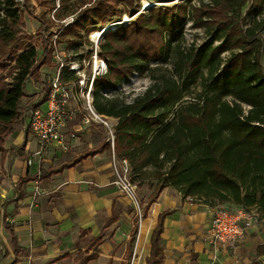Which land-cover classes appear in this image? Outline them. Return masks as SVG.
Here are the masks:
<instances>
[{"label": "trees", "instance_id": "16d2710c", "mask_svg": "<svg viewBox=\"0 0 264 264\" xmlns=\"http://www.w3.org/2000/svg\"><path fill=\"white\" fill-rule=\"evenodd\" d=\"M139 1L82 0L74 12L76 20L64 26L57 37L66 36L71 45H83L82 31L88 35L98 24L121 15L120 6L131 9ZM34 14L30 0H0V73L6 72L0 77L3 160L7 138L28 111L22 100L27 96L29 80L33 78L43 86L39 105L51 96L52 86L41 82L40 74L45 66L57 67L53 61L55 46L45 36L48 20L43 11L35 16L40 23L36 35L43 48L39 55L34 36L24 30L25 16ZM188 22L203 31V42L185 45ZM263 54L264 0H209L197 5L184 0L171 7L151 8L128 26L106 34L99 55L107 64V72L94 81L92 104L97 114L118 120L114 153L119 160H128L133 183L138 187L147 184L152 190L143 209L144 218L162 191L171 187L183 200L190 197L210 207L228 204L255 209L264 219ZM173 56V70L152 66ZM147 71L153 84L142 96L130 103L108 96L135 72ZM63 72L64 80H77L69 68ZM192 95V100H185ZM111 150L106 137L72 161L41 170L39 177L48 179L89 156ZM167 216H159L147 264L163 261L161 234ZM137 229L135 226V232ZM11 234L17 247L12 230ZM135 238L136 234L130 246ZM102 243L100 235L91 241L89 249L97 252ZM96 258V253L81 251L75 264H88Z\"/></svg>", "mask_w": 264, "mask_h": 264}, {"label": "crops", "instance_id": "0c3cea01", "mask_svg": "<svg viewBox=\"0 0 264 264\" xmlns=\"http://www.w3.org/2000/svg\"><path fill=\"white\" fill-rule=\"evenodd\" d=\"M55 75L56 72H41L40 81L49 84ZM42 89L33 78L27 83V96L22 102L26 101L24 106L31 112L34 108L48 110L49 101L39 105ZM68 105L76 116L63 128V146H50L38 154L39 139L29 132L27 122L21 121L6 140L4 160L0 153V233L5 248L0 264H75L81 251L97 254L88 264H101L107 257V264H114L108 253L121 236L120 231L114 233L128 217L130 208L114 183L113 150L89 156L48 179L39 177L41 170L68 163L102 142L95 135L98 126L83 122L85 102L78 89ZM213 211V207L183 200L174 188H165L144 218L132 264H147L151 237L163 213L168 216L161 234V264H264V219L248 231L241 246L225 249L210 239ZM135 226L130 228L125 260L120 264H131L134 242L131 246L129 243L137 235ZM124 229L129 227L125 225ZM11 230L18 248L13 244ZM100 235L103 243L98 251L90 250L91 241Z\"/></svg>", "mask_w": 264, "mask_h": 264}, {"label": "rangeland", "instance_id": "374dc122", "mask_svg": "<svg viewBox=\"0 0 264 264\" xmlns=\"http://www.w3.org/2000/svg\"><path fill=\"white\" fill-rule=\"evenodd\" d=\"M40 1L46 6L45 8L41 7L38 4L37 0H30V3L35 7V14L33 17H31L29 15L25 16L26 26L24 27L25 32L32 34L34 36L33 44L38 49L39 55L41 56V54L43 52V48H42V41H41L40 37H38L36 35V32L40 26V23L35 19V16H40L41 13L43 11H45L46 12V19L48 20L47 31L45 32L46 38L49 37L53 43H56L57 51L60 53V55L62 57L67 56L70 59H72L71 62H67V61L65 62V66H69L66 68H70V66L73 62V64H75V66L77 68L81 67V69H82L81 71L87 72V75L89 76L92 74L91 72H93V67H94V64L96 62V60L93 59V55L95 53V43H94L95 40L92 39V36L94 34H96L97 31H100L99 33H101L100 34L101 38L99 40V46H100L101 41L104 39V37L106 36V34L110 30H115L119 26H128L131 22H133L140 15V13H148V11L151 8H155V7H159V6L171 7L174 4H177L179 2H183L184 0H140L139 4L136 5L134 8H131V9H129L126 6H120L119 8L122 10L121 15L115 16V17L107 20L106 22L98 24L95 27V29H92V32H90L88 35H86L85 31H82L81 34L83 37V45H80V46L74 45V44L71 45L69 42H66V40H68L69 37L65 38L66 36L62 37V35L59 36L60 38L57 37V34L62 31L65 24L54 21L52 19V16L54 15V11L59 4L60 8L58 9V11L55 14L56 19L57 20H64V19L68 18L69 16L74 15L73 21L71 20V22L73 23L76 20V16H77V13H74V12L82 4V0H40ZM208 1L209 0H192V3L197 5L201 2H208ZM91 4H87L86 6H90ZM86 6H84V8ZM252 16H253L252 14L249 15L250 21L252 20ZM68 21L70 22V20H68ZM185 39H186L185 45L188 46V44L191 43L192 41H196L198 43L203 42L205 40V35H204L202 30L194 28L193 24L188 22L187 26H186ZM84 60H86V61L83 63ZM175 61H176V56H173L168 61H165V62L161 61V62L152 63V66L153 67L162 66L165 69H167L168 71H170V70L174 69ZM262 63L264 65V54L262 57ZM41 72H58V67L45 66L42 68ZM4 74H6V72L0 73V77ZM152 84H153V80L151 79V73H149L148 71L144 72V73L135 72L132 76H130V78L128 80L121 83L116 90H112V91L108 92V96L115 99V100H118L119 102L130 103L134 99L142 96L144 94V92ZM198 88H196V89L199 90ZM79 95H80V93H79ZM192 99H193V95L187 96L185 98V100H192ZM25 102L26 101L22 102V106L25 105ZM63 110H64V113H62V118H63V121L65 122L64 127H66L69 120H71L70 118H72V120L75 118L76 113L74 112V110H72V112H71L70 105L65 106L63 108ZM29 111L30 110L28 107V111L26 112L24 117L19 122L20 123H21V121L27 122V126L29 127V132L30 131L32 132V129L30 126L31 113L32 112L31 111L29 112ZM109 120L111 121V123L114 121H116V122L118 121L116 118H110ZM90 124L91 125L95 124L96 127L98 126V130H97L98 133L95 132V135H97V138H99L100 141H102L103 139L108 137L109 140L112 142L113 136L111 134V128L109 126L104 125L100 121H95V122H92ZM115 126H116V124H115ZM115 126H114V128H115ZM114 128L112 129V131H114ZM94 141H98V139H95ZM70 156H68L66 158L70 159ZM115 162L117 164L119 163V165L121 164V161L118 159ZM115 162H114V156H113L112 168H113ZM150 171H152V170L149 169V172ZM135 184H137V183H135ZM151 194H152V190L148 189L147 184L145 186L138 187V189H137L139 204H137V202H135L133 199H131L127 195L123 194L124 197H126V199L129 201V208H130L129 211L130 212H128V217L123 222V224L121 226H119V228L116 229V232L114 233V234H116L120 231V234H121L120 237L115 239L114 245L112 244V247L108 253V256H113L114 264H120V262L125 260V253L124 252H125L126 242H127L128 236H129L130 228L132 227V225L136 224L138 226V232H137L134 244H133V255H132L131 259L129 260V262H131V264H132V260L135 257V252L137 251V247L139 246L140 229L145 224V220H144V216H143V209L145 207V203L149 200V196ZM186 201L189 203H192V204L204 205V204L197 202V200H194L193 198H190V197L187 198ZM218 205L225 206L231 210L239 208V207H235V206L231 207V205H228V204L227 205L226 204H218ZM204 206H207V205H204ZM207 207H210V206H207ZM213 208H215V207H213ZM125 225H127L129 227L128 230L124 229ZM1 239H2V236L0 233V247H1L0 261H2L3 252L5 250L3 242H1ZM111 239H113V236ZM138 252H139V249H138ZM108 258H110V257H107L106 259L101 261V264H107ZM138 259H140V253H139Z\"/></svg>", "mask_w": 264, "mask_h": 264}, {"label": "built area", "instance_id": "2783aa9c", "mask_svg": "<svg viewBox=\"0 0 264 264\" xmlns=\"http://www.w3.org/2000/svg\"><path fill=\"white\" fill-rule=\"evenodd\" d=\"M59 8L60 5L58 4L52 19L64 23V26L72 23L71 20L73 21L74 15H71L64 20L56 19L55 14ZM68 20H70V22ZM100 38L101 36L99 35L94 41L95 53L93 55V59L96 61L98 60L100 66L97 67L95 62L93 72L88 76L87 72H82L81 67L77 68L72 62L69 68L72 72L69 73L72 75L74 74L77 77V80L75 81L64 80L63 70L66 67H69L65 66V62H71L72 59L67 56L62 57L57 51L56 43H53L55 46L53 61L57 64L58 72H56V75L49 81V84L52 86L49 107L46 112L39 108H35L31 113L30 126L40 142V151L38 154H41L47 147L64 145L65 136L63 128L65 122L63 121L62 113H64L63 108L69 104L75 89H78L80 97L85 102L83 122L85 124H90L95 121H100L104 125L109 126L113 136L111 144L114 152L115 135L112 129L115 124L113 122L111 123L109 120L110 118L97 114L92 104L94 81L97 76L104 75L107 72V64L99 55ZM85 61L86 60H84L83 63ZM103 63L106 65L105 68L103 67ZM115 161H117V159L114 153V162ZM120 161V165L115 162L113 166L115 174L114 183L124 195H127L139 204L137 195L138 185L133 183L130 179L129 162L127 159H122ZM30 163L31 162L29 161V164ZM36 192L39 193L38 189ZM261 220L260 215L253 209L237 208L231 210L222 205L217 206L214 208L211 220L210 239L214 245H219L225 249L238 248L246 241L248 231L258 225Z\"/></svg>", "mask_w": 264, "mask_h": 264}, {"label": "bare ground", "instance_id": "6f19581e", "mask_svg": "<svg viewBox=\"0 0 264 264\" xmlns=\"http://www.w3.org/2000/svg\"><path fill=\"white\" fill-rule=\"evenodd\" d=\"M98 33H96V34H94L93 36H92V39L93 40H96V37L97 36H99L101 33H99L100 31H97ZM96 66L98 67V66H100V62L97 60L96 61ZM103 67L105 68L106 67V65L103 63ZM110 124V123H109Z\"/></svg>", "mask_w": 264, "mask_h": 264}]
</instances>
